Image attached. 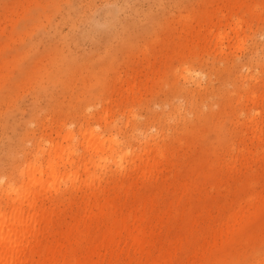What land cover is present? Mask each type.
I'll return each mask as SVG.
<instances>
[{
	"label": "rangeland",
	"instance_id": "obj_1",
	"mask_svg": "<svg viewBox=\"0 0 264 264\" xmlns=\"http://www.w3.org/2000/svg\"><path fill=\"white\" fill-rule=\"evenodd\" d=\"M111 147L131 155L114 162ZM26 166L60 219L31 238L56 255L18 264H61L67 248L85 261L95 243L96 264L144 261L124 236L102 238L113 214L141 218L158 264H264V0H0L11 198L32 182ZM90 181L111 217L77 226Z\"/></svg>",
	"mask_w": 264,
	"mask_h": 264
},
{
	"label": "bare ground",
	"instance_id": "obj_2",
	"mask_svg": "<svg viewBox=\"0 0 264 264\" xmlns=\"http://www.w3.org/2000/svg\"><path fill=\"white\" fill-rule=\"evenodd\" d=\"M86 134L88 135L84 136V140L87 142L90 150H98L103 145V139L95 137L92 132ZM111 148L112 152L110 157L114 162H121L124 157L131 155L129 151L123 154L122 150L114 147ZM149 151H151V149L147 150L148 153ZM149 160V158L142 159L145 167L150 166ZM119 164L121 165L122 163ZM121 167L124 168L123 166ZM41 172L42 171L36 172V169L29 168L28 166L23 168L21 174H27L32 181L29 182V184H33L34 187L32 188L29 184L24 188L25 190L18 187L16 189V197L11 198L12 192L15 191L11 185H8L5 189L0 186V193L2 190H6L7 195V200L5 202L7 203L5 205L6 208L0 210V264H18L14 259L19 258L21 254H26L27 256H33L37 253H45L48 256L56 255L57 251L53 247L44 245L41 240L35 245L31 244V238L36 235V225H40L42 232H45L48 226L54 225L60 219L55 214L54 209L56 207V202L49 197L48 187L45 185L44 181L37 176V174ZM58 178H60V176ZM3 180L4 179H1V182ZM75 185L74 183L72 186L75 187ZM88 189V197L80 203L81 205L79 208L82 212L74 216L77 226H87V224L91 225L93 223L107 221L108 218L111 217H108L107 211L114 206V200L106 198L100 201L98 197H100V194L104 193V191H98L92 181H90ZM41 196L48 199V203L38 207L37 199L42 198ZM112 216L114 217L108 220L109 224L106 225L107 228L103 231L102 238L106 239L113 238L114 236H124L131 241L132 249L145 258L142 262H136L135 259L130 257L127 264H158V258L152 255L150 251L153 234L140 227L141 218L137 215L120 217L117 214H113ZM129 219H132L135 225L133 230L126 225ZM20 240H22V245L18 244ZM8 244L10 245L9 251L4 253L2 247ZM100 245L101 243H95L94 246L89 248V256L85 261H82L80 258L83 250H79L78 248H67L62 255L64 263L61 264H96L95 257H99L102 254L99 247ZM59 252L62 254L60 250ZM7 256H9L10 260H7ZM67 257H69L70 261L66 260ZM38 264L56 263L49 262V259H46L43 262L38 261Z\"/></svg>",
	"mask_w": 264,
	"mask_h": 264
}]
</instances>
